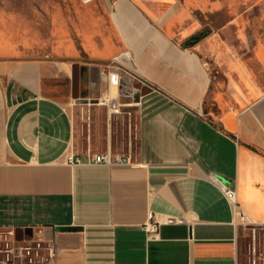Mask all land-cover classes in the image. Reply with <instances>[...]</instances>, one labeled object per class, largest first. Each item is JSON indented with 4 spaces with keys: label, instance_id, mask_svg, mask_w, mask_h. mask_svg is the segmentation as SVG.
Returning a JSON list of instances; mask_svg holds the SVG:
<instances>
[{
    "label": "crops",
    "instance_id": "obj_1",
    "mask_svg": "<svg viewBox=\"0 0 264 264\" xmlns=\"http://www.w3.org/2000/svg\"><path fill=\"white\" fill-rule=\"evenodd\" d=\"M195 1L167 0L164 12L146 0L111 5L116 41L106 38V61L118 59L149 91L140 90L133 109L129 150L126 114L92 105L107 92L100 56L83 64L0 58V230L54 241L57 264H249L250 231L222 185L264 231V40L253 36L250 71L238 67L245 89L213 94L211 37L186 45L200 29L187 27L202 14ZM223 5L200 4L204 15ZM75 65L82 70L76 103ZM96 108L105 113L102 124ZM108 150L131 156L132 164H66L69 153ZM150 215L161 223L153 238L144 230Z\"/></svg>",
    "mask_w": 264,
    "mask_h": 264
},
{
    "label": "rangeland",
    "instance_id": "obj_2",
    "mask_svg": "<svg viewBox=\"0 0 264 264\" xmlns=\"http://www.w3.org/2000/svg\"><path fill=\"white\" fill-rule=\"evenodd\" d=\"M146 1L155 4L154 8L160 11L168 8L167 0ZM175 1L184 4V0ZM205 1L213 0L195 1L193 7L201 10L202 14L194 17L193 23L187 27H200L195 36L208 33L204 40L211 37L209 43L213 52L207 57L212 81L210 90L213 94L234 88L243 90L247 79L238 67L250 71L257 44L253 36L258 38V42L264 40V0H222L224 5L214 15L203 14L200 4ZM113 3L114 0H0V58L83 64L93 60L94 56H100L102 61L98 63L109 65L113 60L106 61V54L112 53L106 50V38L116 41ZM229 22H233L235 28L222 29ZM249 77L257 80L251 73ZM124 80L119 100L123 106L120 112L126 114L125 142L129 150L133 145L129 135L130 126L135 122L133 109L142 93L136 88L134 79L130 78L128 84ZM94 113L102 124L105 117L103 109L96 108ZM102 130L101 126L100 142L105 140ZM252 234L250 231L244 243L251 242ZM7 236V231L0 230L1 243H5ZM256 239L264 246L263 230L256 231Z\"/></svg>",
    "mask_w": 264,
    "mask_h": 264
},
{
    "label": "built area",
    "instance_id": "obj_3",
    "mask_svg": "<svg viewBox=\"0 0 264 264\" xmlns=\"http://www.w3.org/2000/svg\"><path fill=\"white\" fill-rule=\"evenodd\" d=\"M124 57L132 61L130 52H126ZM101 80L106 84V95L101 99L92 101V105H101L108 110L109 114L120 113L123 108L119 100L120 90L123 85V78L129 77L144 85L139 79L128 73V70L122 63L116 59L109 65H100ZM125 74V75H124ZM77 99L73 102L76 103ZM138 106V98L135 102ZM66 164L70 167L89 165V166H113V165H131V156H124L120 153H111L108 150L104 154L90 153L85 154L83 158L79 154L69 153L66 156ZM222 193L227 199L230 206L234 209L237 220L240 224L251 231L252 239L249 244V264H258L259 260L264 261V250L259 253L258 244L256 239V231L259 225L250 221V219L240 209L237 202L236 191L230 187L222 185ZM182 220L175 218H168L166 224H182ZM160 222L150 215V222L144 227V230L149 238L158 235ZM5 243L0 242V264H57L58 249L54 241H46L36 236L28 238H21L19 240L16 231L7 232Z\"/></svg>",
    "mask_w": 264,
    "mask_h": 264
},
{
    "label": "water",
    "instance_id": "obj_4",
    "mask_svg": "<svg viewBox=\"0 0 264 264\" xmlns=\"http://www.w3.org/2000/svg\"><path fill=\"white\" fill-rule=\"evenodd\" d=\"M208 35V33L206 34H201L199 36H194L192 38H190L187 42L186 45L187 46H194L196 44H198L202 39L206 38ZM84 70V69H83ZM81 69L79 67V65H75L73 67V74H72V92H73V99H78L79 95V75L81 73ZM136 88L138 90H141L143 94H147L149 91L147 90V88L142 87L139 82L136 83ZM56 232L58 233H70V232H80L82 231L81 228L78 227H59L55 229ZM18 232H20L19 230L16 231V234L18 235ZM20 240V239H19Z\"/></svg>",
    "mask_w": 264,
    "mask_h": 264
}]
</instances>
